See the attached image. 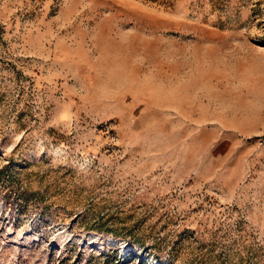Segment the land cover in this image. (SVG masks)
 <instances>
[{
	"label": "rangeland",
	"instance_id": "rangeland-1",
	"mask_svg": "<svg viewBox=\"0 0 264 264\" xmlns=\"http://www.w3.org/2000/svg\"><path fill=\"white\" fill-rule=\"evenodd\" d=\"M0 264H264V0H0Z\"/></svg>",
	"mask_w": 264,
	"mask_h": 264
}]
</instances>
